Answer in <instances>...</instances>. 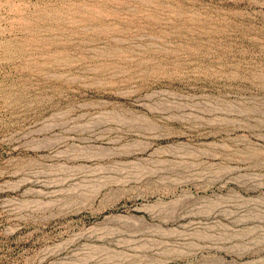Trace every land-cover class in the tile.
I'll return each instance as SVG.
<instances>
[{
  "label": "rangeland",
  "instance_id": "374dc122",
  "mask_svg": "<svg viewBox=\"0 0 264 264\" xmlns=\"http://www.w3.org/2000/svg\"><path fill=\"white\" fill-rule=\"evenodd\" d=\"M0 264H264V0H0Z\"/></svg>",
  "mask_w": 264,
  "mask_h": 264
}]
</instances>
